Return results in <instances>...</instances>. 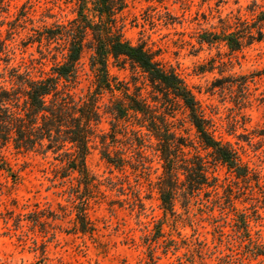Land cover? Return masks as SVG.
Masks as SVG:
<instances>
[{
	"label": "rangeland",
	"instance_id": "rangeland-1",
	"mask_svg": "<svg viewBox=\"0 0 264 264\" xmlns=\"http://www.w3.org/2000/svg\"><path fill=\"white\" fill-rule=\"evenodd\" d=\"M5 2L0 39H8L15 27L13 39L5 41L12 49L7 67H30L36 77L51 72L65 50L61 41L44 37L48 29L77 16L78 0ZM126 3L121 15L125 37L145 45L184 80L212 118L215 136L238 150L250 173L237 176L213 161L185 107L170 96V119L187 138L186 150L204 156L210 177L216 178L215 187H203L196 197L180 194L172 207L164 203L155 139L139 148L130 126L124 128L138 129L137 122L118 119L113 108L125 86L158 106L166 105L164 95L140 68L110 61L109 74L121 89L115 96L105 92L99 100L101 117L86 158L88 184L80 173L66 169L60 152L0 141V264H264V0ZM208 34L239 35L242 46L232 51L219 39L201 42ZM243 75L249 77L250 96L239 109V90L229 89L227 80ZM94 81L86 51L73 91L85 96L94 91ZM104 151L113 158L123 153L124 165L107 161ZM83 209L86 230L78 220ZM255 241L261 244L256 253Z\"/></svg>",
	"mask_w": 264,
	"mask_h": 264
},
{
	"label": "trees",
	"instance_id": "trees-1",
	"mask_svg": "<svg viewBox=\"0 0 264 264\" xmlns=\"http://www.w3.org/2000/svg\"><path fill=\"white\" fill-rule=\"evenodd\" d=\"M126 6V0H78L77 16L66 24H57L53 31L48 29L50 33L44 37L48 41H61L65 50L63 60L56 63L51 72L37 77L30 67H24L23 71L20 66L7 67L12 60V49L5 41L13 39L15 27L9 31L8 39H0V66L1 61L5 63V67L0 68L1 144L12 141L16 148L60 152L58 157L66 159V169L80 173L88 184L86 158L101 117L99 100L105 92L115 96V91L121 89L113 83L108 65L110 61L117 66L130 63L147 75L155 89L164 95L166 105L151 104L138 91L129 93V87L125 86L123 98L114 100V113L125 122L130 118L137 122L138 129L129 124L124 128L130 126L132 140L139 148L145 147L149 139H155L163 168L159 189L164 203L172 207L173 200L180 194L196 197L203 187H215L216 178L210 177L209 161L204 156L186 150L187 138L176 131L170 119L174 110L170 96L185 107L197 139L205 150H210L213 161L226 165L237 176L246 177L250 170L238 150L215 136L212 118L206 115L184 80L157 60L145 45L133 44L125 37L121 15ZM7 12L5 0H0V26L5 23L2 17ZM217 39L227 42L232 51L242 46L241 36L236 34L222 38L208 34L201 37V42L211 44ZM86 51L95 89L78 96L73 89L79 82L80 62ZM233 80H227L228 88L236 86L239 90L235 103L240 109L249 100V77L243 75ZM122 154L113 158L107 151L102 153L107 161L119 167L125 163ZM78 220L80 228L86 230V209L79 213ZM255 245L256 253L261 244L255 241Z\"/></svg>",
	"mask_w": 264,
	"mask_h": 264
}]
</instances>
